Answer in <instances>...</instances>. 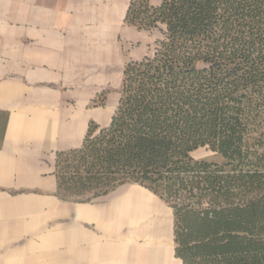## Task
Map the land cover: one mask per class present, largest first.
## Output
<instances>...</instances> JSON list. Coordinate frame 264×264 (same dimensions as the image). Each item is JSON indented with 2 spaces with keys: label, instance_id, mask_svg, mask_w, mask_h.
I'll use <instances>...</instances> for the list:
<instances>
[{
  "label": "trees",
  "instance_id": "16d2710c",
  "mask_svg": "<svg viewBox=\"0 0 264 264\" xmlns=\"http://www.w3.org/2000/svg\"><path fill=\"white\" fill-rule=\"evenodd\" d=\"M125 21L163 37L124 66L109 123L57 153V196L136 183L171 208L183 264H264V0H132Z\"/></svg>",
  "mask_w": 264,
  "mask_h": 264
},
{
  "label": "crops",
  "instance_id": "0c3cea01",
  "mask_svg": "<svg viewBox=\"0 0 264 264\" xmlns=\"http://www.w3.org/2000/svg\"><path fill=\"white\" fill-rule=\"evenodd\" d=\"M131 1L0 0V264H181L172 210L149 189L56 194L57 153L109 123L124 66L163 37L125 21Z\"/></svg>",
  "mask_w": 264,
  "mask_h": 264
},
{
  "label": "rangeland",
  "instance_id": "374dc122",
  "mask_svg": "<svg viewBox=\"0 0 264 264\" xmlns=\"http://www.w3.org/2000/svg\"><path fill=\"white\" fill-rule=\"evenodd\" d=\"M105 99H106V95H98V99H97L98 104L104 103ZM113 100H112V102H113ZM112 102H110V104ZM191 156L194 159H205L207 161L218 163V164L223 162V159L220 157V155H218L217 153L211 151L207 147H199V148H197L196 150L191 152ZM125 184H128V183H125ZM181 264H183L182 260H181Z\"/></svg>",
  "mask_w": 264,
  "mask_h": 264
}]
</instances>
